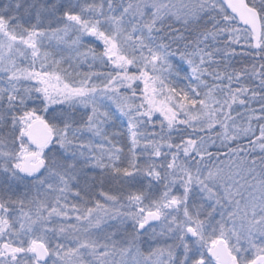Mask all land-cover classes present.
Instances as JSON below:
<instances>
[{
    "label": "snow or ice",
    "instance_id": "6c2138e0",
    "mask_svg": "<svg viewBox=\"0 0 264 264\" xmlns=\"http://www.w3.org/2000/svg\"><path fill=\"white\" fill-rule=\"evenodd\" d=\"M0 264H264V0H0Z\"/></svg>",
    "mask_w": 264,
    "mask_h": 264
}]
</instances>
